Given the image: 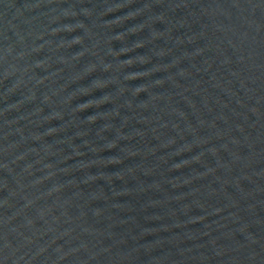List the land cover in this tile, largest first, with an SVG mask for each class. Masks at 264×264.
Masks as SVG:
<instances>
[{"label": "water", "instance_id": "obj_1", "mask_svg": "<svg viewBox=\"0 0 264 264\" xmlns=\"http://www.w3.org/2000/svg\"><path fill=\"white\" fill-rule=\"evenodd\" d=\"M0 264H264V0H0Z\"/></svg>", "mask_w": 264, "mask_h": 264}]
</instances>
